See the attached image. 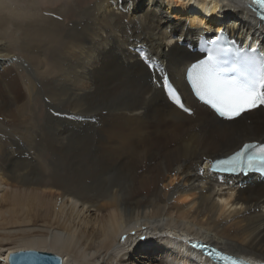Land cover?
Instances as JSON below:
<instances>
[{
    "label": "bare ground",
    "instance_id": "bare-ground-1",
    "mask_svg": "<svg viewBox=\"0 0 264 264\" xmlns=\"http://www.w3.org/2000/svg\"><path fill=\"white\" fill-rule=\"evenodd\" d=\"M46 1L0 0V264H211L191 239L264 263V183L199 172L264 143V108L219 120L185 80L197 37L264 48L249 0Z\"/></svg>",
    "mask_w": 264,
    "mask_h": 264
},
{
    "label": "snow or ice",
    "instance_id": "snow-or-ice-1",
    "mask_svg": "<svg viewBox=\"0 0 264 264\" xmlns=\"http://www.w3.org/2000/svg\"><path fill=\"white\" fill-rule=\"evenodd\" d=\"M250 7L258 11L259 19L264 21V0H251ZM211 43L213 46L206 48V55L186 70V79L197 99L224 120H236L246 112L264 107V53L257 56L251 44L248 45L252 53L249 55L247 52L242 53L239 48L233 51L232 46L215 47L218 44L216 40ZM148 66L153 67L151 63ZM162 87L173 103L191 114V109L184 107L178 90L168 82L167 77L163 78ZM206 170L220 177L222 182H225V177L264 173V143H244L231 155L205 159L204 167H200L199 172L204 175ZM219 202L227 204L226 200ZM191 246L202 251L206 248L199 244ZM18 255L11 253L7 258L12 261ZM217 258L230 259L219 253Z\"/></svg>",
    "mask_w": 264,
    "mask_h": 264
},
{
    "label": "water",
    "instance_id": "water-1",
    "mask_svg": "<svg viewBox=\"0 0 264 264\" xmlns=\"http://www.w3.org/2000/svg\"><path fill=\"white\" fill-rule=\"evenodd\" d=\"M18 255L14 260H8V264H61V258L50 253L38 251L16 252Z\"/></svg>",
    "mask_w": 264,
    "mask_h": 264
},
{
    "label": "rangeland",
    "instance_id": "rangeland-1",
    "mask_svg": "<svg viewBox=\"0 0 264 264\" xmlns=\"http://www.w3.org/2000/svg\"><path fill=\"white\" fill-rule=\"evenodd\" d=\"M87 1H92V0H87ZM42 2L44 3V4H42L41 6L44 8V9H47L48 7H51L52 5H51V3L50 2H48V1H46V0H42ZM58 4H55L53 7H56ZM37 96L39 97V99H40V101L43 103V109L45 110V105H46V99H45V97L42 95V93H40V92H38V94H37ZM42 96L44 97V98H42ZM45 102V103H44ZM246 121H247V119H246ZM38 140V139H37ZM258 140H262V141H264V137H261L260 139H258ZM21 146H22V144H21ZM7 191V190H6ZM5 192V188H1L0 187V196L1 195H3V193ZM140 245H144V244H140Z\"/></svg>",
    "mask_w": 264,
    "mask_h": 264
}]
</instances>
